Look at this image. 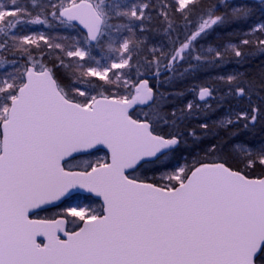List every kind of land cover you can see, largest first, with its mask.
Segmentation results:
<instances>
[{
	"label": "snow or ice",
	"instance_id": "obj_1",
	"mask_svg": "<svg viewBox=\"0 0 264 264\" xmlns=\"http://www.w3.org/2000/svg\"><path fill=\"white\" fill-rule=\"evenodd\" d=\"M256 12L0 0V264H264V143L236 142L264 130V23L209 41Z\"/></svg>",
	"mask_w": 264,
	"mask_h": 264
},
{
	"label": "trees",
	"instance_id": "obj_2",
	"mask_svg": "<svg viewBox=\"0 0 264 264\" xmlns=\"http://www.w3.org/2000/svg\"><path fill=\"white\" fill-rule=\"evenodd\" d=\"M6 3L9 2V0H3ZM26 2V0H25ZM234 2H240V0H234ZM256 3H259V1H254ZM264 22V16H261V14L259 12H256L254 16H252L251 18H249L248 20L238 24V25H234L232 27L227 28L225 31H220L217 30L216 33H214L213 35H211L209 37V41L212 42H220V43H224L227 41L228 37H231V42L233 43H239L240 39H243L245 37H243L241 35L242 32L247 31L249 28L254 27L256 24L262 23ZM33 31H44V32H48V29L44 28L43 26H31ZM57 32H52L51 34H55ZM59 34H68V35H75V31L73 30H69L68 32H64L63 30H59ZM264 64V56H259L257 55L256 57H254L251 61V65L250 68L251 70L255 71L256 67L258 65ZM235 64H230V65H226L225 68L223 69V71H227V72H231L233 70H235ZM245 67H249V65H246ZM220 69H213V68H208L205 70V74H201L199 76V79L197 81H192V80H188L184 83H178L176 86V90L179 91H183L186 88L190 87L193 83H198L199 80H207L210 79L212 77H215L216 75H218L220 73ZM194 97L191 93H187L186 96L182 99V100H178L177 104L180 103H186L187 100H192ZM223 113H213L211 115V120L209 122L215 121L216 119L219 118L220 115H222ZM236 142H247L248 144H250L253 147H258L261 143H264V130L261 129V127L258 125L255 129L252 130V132L248 133V132H244L242 133L236 140ZM187 153H185L186 155ZM231 163L234 166H239V167H243L242 164H240L239 162V157H237L236 159H233L231 161ZM250 174L253 176H258L261 172V169L259 167V165L256 166L255 171L252 172L251 170ZM149 175H151V173H149ZM95 204H99L97 201L93 200ZM63 206H67V205H63ZM52 211V210H50ZM50 211L49 212H40L39 216L40 217H44L47 215H50Z\"/></svg>",
	"mask_w": 264,
	"mask_h": 264
},
{
	"label": "flooded vegetation",
	"instance_id": "obj_3",
	"mask_svg": "<svg viewBox=\"0 0 264 264\" xmlns=\"http://www.w3.org/2000/svg\"><path fill=\"white\" fill-rule=\"evenodd\" d=\"M99 154H104V153H103V152L96 153V155H99ZM84 197H86V196H85V195H81V194H75V195L73 196L72 201H73V202H77V198H78L79 201H82V202H84V203L89 202V201L85 200ZM91 202L94 203L93 201H91ZM94 204H95V203H94Z\"/></svg>",
	"mask_w": 264,
	"mask_h": 264
},
{
	"label": "water",
	"instance_id": "obj_4",
	"mask_svg": "<svg viewBox=\"0 0 264 264\" xmlns=\"http://www.w3.org/2000/svg\"><path fill=\"white\" fill-rule=\"evenodd\" d=\"M254 1H259V0H254ZM74 194H82V195H86V196H89V195H90L89 193H87V192H85V191H83V190H79V191H77V192L74 193ZM93 199L99 201V203H100L99 198H95V197H93ZM38 239H42V238H38Z\"/></svg>",
	"mask_w": 264,
	"mask_h": 264
},
{
	"label": "rangeland",
	"instance_id": "obj_5",
	"mask_svg": "<svg viewBox=\"0 0 264 264\" xmlns=\"http://www.w3.org/2000/svg\"><path fill=\"white\" fill-rule=\"evenodd\" d=\"M4 3H6L5 1H3ZM264 23V22H262ZM40 31V30H39ZM57 33L53 34V35H56ZM99 155H103V154H99ZM72 203H76V202H72Z\"/></svg>",
	"mask_w": 264,
	"mask_h": 264
}]
</instances>
